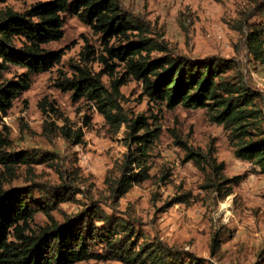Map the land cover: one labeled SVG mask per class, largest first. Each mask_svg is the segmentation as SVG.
<instances>
[{"label": "rangeland", "instance_id": "rangeland-1", "mask_svg": "<svg viewBox=\"0 0 264 264\" xmlns=\"http://www.w3.org/2000/svg\"><path fill=\"white\" fill-rule=\"evenodd\" d=\"M35 1L7 0L0 8L21 12ZM118 2L149 28V38L166 44V53L188 58L242 59L252 85L264 92V63L245 58L242 33L234 29L240 20L264 26V0ZM259 6L262 12L256 11ZM44 47L62 52L59 63L31 76L29 89L13 100L2 117L10 129L8 150L22 151L42 161L16 165L12 177H3L0 165L4 189L33 183L55 185L70 177L74 181L67 183L74 186V199L59 203L51 212L58 222L90 205V196L105 212L134 220L136 230L144 236L159 238L203 258L204 264H264V173L234 156L226 132L209 121L205 109L180 105L169 109L153 102L144 93L142 83L132 77L120 86L121 105L129 116L143 114L149 121L157 116L161 130L149 151V177L113 204L105 179L116 174L115 165L127 150L125 127L115 132L93 104L85 98L74 101L72 92L61 90L56 82L62 76H74L78 65L91 73L101 72V80L108 86L125 70L123 63L110 59L100 35L70 13L64 14L62 38ZM161 54L152 52V56ZM102 57L110 67L104 65ZM22 71L11 66L4 76L9 78ZM40 102H51L56 113L43 112ZM79 133L80 142H76ZM178 138L204 154L210 152L217 163L223 164L220 173H213L204 162L186 160ZM235 176H239L237 183H222ZM216 185H221L220 193L230 188L231 194L221 199ZM178 196L183 201L167 205ZM46 222V216L37 212L31 225L37 228ZM76 264L125 263L87 260Z\"/></svg>", "mask_w": 264, "mask_h": 264}, {"label": "trees", "instance_id": "trees-1", "mask_svg": "<svg viewBox=\"0 0 264 264\" xmlns=\"http://www.w3.org/2000/svg\"><path fill=\"white\" fill-rule=\"evenodd\" d=\"M7 0H0V4ZM262 12L263 7L256 10ZM70 13L98 33L110 59H117L125 70L108 86L101 72L91 73L75 66L74 76H62L56 86L70 90L72 99L85 98L93 104L115 132L125 127L126 152L117 163L116 174L105 179L108 198L118 203L133 185L149 177V151L160 134L157 116L149 121L143 114L134 117L121 105L120 86L129 77L142 83L153 102L173 109H205L210 122L220 125L236 158L249 162L264 173V92L254 87L242 59L208 56L188 58L166 53L167 46L148 37L149 28L130 16L118 0H37L19 12L0 8V165L2 176L12 177L15 166L34 160L22 151L8 150L10 129L2 122L12 102L30 87L31 76L50 70L59 63L62 52L44 45L63 36L64 14ZM254 14V13H253ZM234 29L242 33L245 58L264 63V26L240 20ZM117 41L114 44V41ZM161 55L152 56V52ZM110 67L105 58H101ZM11 66L23 71L5 77ZM45 113H56L51 102H40ZM81 134H76L80 142ZM185 159L206 163L219 174L222 163L211 153L204 154L177 139ZM43 161H46L43 159ZM239 176L223 184L238 182ZM63 180L55 185L33 183L4 189L0 184V264H76L87 260H116L125 264H204L203 258L169 245L159 238H148L134 223L105 212L92 197L90 205L58 222L52 211L61 202L74 199V186ZM220 193L221 185L215 186ZM37 191L38 195L35 194ZM231 194L227 188L219 197ZM181 196L167 205L181 202ZM41 212L46 224L31 225ZM100 247L97 249V247ZM215 247L212 252L214 253Z\"/></svg>", "mask_w": 264, "mask_h": 264}]
</instances>
